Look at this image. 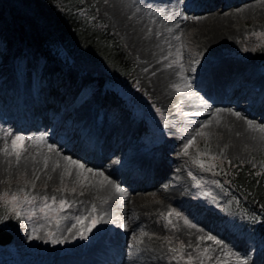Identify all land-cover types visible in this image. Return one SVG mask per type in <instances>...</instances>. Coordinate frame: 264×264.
<instances>
[{
  "label": "bare ground",
  "instance_id": "bare-ground-1",
  "mask_svg": "<svg viewBox=\"0 0 264 264\" xmlns=\"http://www.w3.org/2000/svg\"><path fill=\"white\" fill-rule=\"evenodd\" d=\"M100 4L112 17L113 29L128 37L132 49L147 66V85L160 101L166 120L171 118L172 103L179 100L176 108L183 103L192 111L190 123L197 119L202 124L200 130L205 138L201 140L210 147L235 157L264 151V79L256 74L251 60L231 59L225 54L228 45H234L241 34L246 35L245 25L239 24L250 25L254 20L257 23L253 21L250 27L264 26V0H101ZM184 13H190L187 20L182 17ZM0 36V109L10 115L7 122L10 127L23 132L32 144L35 142L24 148L18 163L15 161L12 167H7L4 162L7 156L0 141V181L8 176V168L14 170V174L33 176L35 183L48 184L43 189L59 182L67 184L68 179L77 177L76 184L70 183L74 189L70 212H62L52 224L45 221L41 226L51 228L57 237H68L61 243L48 241V248L55 250L52 264H89L90 261L97 264H165L160 233L152 219L169 208L185 214V223L176 228L174 235L192 248L200 236H213L221 242L217 244L213 240L214 245L220 249L230 246L236 260L239 256L249 264H264V258L260 259L264 251L256 250L249 255L250 247H241L210 215L196 212L185 203V181L180 171L177 170L174 177L168 175L178 165L185 170L189 167L179 152H185V145L177 146L174 135L163 133V142L159 145L147 142L152 146L150 149L140 148L136 141L131 143L132 139L141 138L143 127L131 121L111 95L97 88L78 97L87 77L63 73L62 66L60 70L45 60L36 48L17 56H24L27 62L21 65L19 75L18 72L15 75L12 63L19 52L9 38H2L5 33ZM123 42L127 41L123 39ZM183 45L190 50L189 54ZM126 47L129 48L128 43ZM175 52L180 53L176 62L183 63V75L192 85L177 95L173 94L176 91L173 85L183 86L185 82L179 66L177 70L168 67L174 61ZM247 69L250 74H246ZM252 83H258L260 90L252 91ZM201 98L206 103H202ZM239 100L245 107L237 106ZM97 110H101L104 119L97 118L100 123H93L90 117L93 120L92 114ZM235 112L240 116L234 115ZM248 121L253 124L250 126ZM59 122L66 134L62 133L65 134L62 142L54 146L57 140H51L45 132L50 124L55 129ZM5 124L0 123L2 138L8 129ZM37 125L38 129L29 131ZM167 132L172 134L170 129ZM70 140L75 145L68 143ZM48 145L53 146L52 150L46 149ZM99 146L102 153L98 151ZM60 150L68 151L71 158L86 168H78L76 175H66L70 164ZM169 152H176V155L167 161ZM187 154H190L188 150ZM85 157L90 159L88 163ZM96 165L101 168H93ZM88 168L93 171L88 172ZM163 183L170 187H164ZM114 184L124 191L116 192ZM178 197L182 201H177ZM93 206L95 215L103 217L104 222L86 233L88 239L72 237L66 229L76 224L77 216L90 214ZM119 220L128 227L122 235L114 233L112 228ZM219 222L224 225L223 221ZM32 227L28 222L26 226L18 222L13 224L11 231L16 235L17 246L34 234ZM80 227L77 225L73 232ZM125 249L129 251L127 257Z\"/></svg>",
  "mask_w": 264,
  "mask_h": 264
},
{
  "label": "rangeland",
  "instance_id": "rangeland-1",
  "mask_svg": "<svg viewBox=\"0 0 264 264\" xmlns=\"http://www.w3.org/2000/svg\"><path fill=\"white\" fill-rule=\"evenodd\" d=\"M100 1L101 0H84V2L94 8L97 15L104 21V23L118 38L124 51L134 61L135 77L137 80V89L139 92L137 96L131 97L132 93H130V91H128L124 87H120L117 89L110 87L105 88L103 77L104 74L102 72H99V74L95 75L93 73H90L88 70L78 71L75 68H68L63 70L59 64L55 62L50 63L56 65V67H58L60 70L62 69L63 73L71 72L77 78L87 77L88 81L82 87L84 90L81 94H79L78 97H81L86 91H91L93 89L97 90V88H99L102 92H106L111 95L122 107L127 117L133 122L140 123L143 127L141 138H134L131 140V143H134L136 141L137 145L140 148L150 149L151 145L147 143L149 141H153L155 144L159 145L161 142H163V133L166 136L174 135L177 146H179L180 144H187L188 140L194 137L193 144L187 149L190 154H185L184 150L179 151L183 155L184 162L186 163L187 161L188 163L189 167L187 168V170H185L181 165H178L174 167L173 170H170L168 174L169 176L173 177L176 174L177 170L180 171L179 175L182 176L185 181V188L183 190V199L185 200V203L188 204L196 212L199 211L202 214L210 215L221 230H226L232 236H234V239L238 241L241 247H250L248 251L249 255L255 253L256 250L264 251V233H257L249 226V222L252 221L250 218H243L238 212H233L228 209V203L226 202V197H228V195H225L224 193L225 191L223 188L222 180L213 172V169L215 168L214 163L219 164L220 161L228 163H245L260 169H264V151H260L259 153H257L256 151H252L249 154L243 153L235 157L231 154H224L223 152L210 147L208 144L201 140V138H205V133L200 130L202 124H199L197 119H194V121L190 123V120L192 119V111L183 103H181L179 109L176 108L179 100L172 103L171 110L169 112L171 118L169 120H166L160 101L153 95L147 85L145 77L147 76V66H145V64L141 62V58L138 56V52L132 49V45L130 44L128 37H126L124 33L123 35L118 34L119 31L113 29V27L111 26L112 17L107 15L103 8H101ZM189 15L190 13H184L182 17H187L188 19ZM253 21L254 20H251L250 25H246L244 23L239 24L245 25L246 35L241 34L235 41L234 45H228L225 49V54L231 59L237 60L243 58L245 60H251L253 62L256 74L264 79V26L255 24L254 27H250L255 22ZM1 33H5V36H2V38H9L16 48V52H19L14 58L13 63L11 62L15 75H17V72L18 70H20L21 65H25L27 62L24 56H22L21 58H17L19 54H23L29 49L36 48L40 56L44 58V55L39 47H23L19 45V43H17L15 39L14 31L11 27L0 28V34ZM123 39L127 42L124 43ZM127 43L129 45V48L126 47ZM183 47L186 49V53L189 54L190 50L186 47V45H183ZM58 51L59 53L57 56H59L61 61L64 62L66 59L64 51ZM230 51H232V53ZM179 58L180 57L177 56V52L173 53L174 61H177ZM179 64L180 63L173 64L172 68L177 70ZM245 72L246 74H250V69L245 70ZM116 91H118L119 93H117ZM174 93H176V95L182 94V92L177 91H173V94ZM141 102H143L144 104V111L141 107ZM237 102V106L239 105L240 107H245V104L242 100H239ZM70 105L72 106L73 103ZM0 112H2L0 113L1 118V115H3L4 112L3 109H0ZM6 115L10 117L8 112ZM92 117L93 120H91L90 117V121H92L93 123H100V121H96V118H99L100 120L104 119L101 110H97L94 114H92ZM5 125L8 126V129L7 131L3 132V138L0 134V141H2L3 147L5 146V144H7L9 146V150H11V140L16 136L24 137V134L23 132H18L15 127H10L9 123H6ZM34 129H38V125L37 128H29V131L32 132V130ZM168 129L172 131V134L167 132ZM45 133V135L51 138V140H57V143L53 145L58 146V144L62 142V137L60 136V134L66 133V131L64 126L59 122L55 129L53 127V124H50L47 127ZM187 133L189 134L188 137ZM200 133H203V135H200ZM63 136H65V134H63ZM31 142L33 141L28 140L26 137H24L23 149L26 146L35 144V142L33 144ZM68 143L72 144L73 141L70 140ZM46 149L49 150V148ZM60 152L64 156L71 157L69 155V152L66 150H60ZM22 153L23 151L21 152V154ZM175 155L176 152H169L166 158L167 161L172 160ZM4 160V162L7 164V167H12L13 162L16 161V158L14 155H8L6 158H4ZM84 160L86 161L85 163H88L90 161V159H88L87 157H85ZM194 160H199L201 163H203L204 167L201 168L199 164L193 162ZM80 161H83V159ZM111 167L112 166H108V168L112 169ZM93 168L100 169L101 167L100 165H96L93 166ZM77 169L78 167L70 164L69 168L65 170V174L69 175V173H73L74 175H76L75 171ZM215 170L217 169H214V171ZM7 171L8 176L0 181V193H17L20 196H23L26 193L29 197H35L36 199L33 200L31 204H25L23 203V201H21L23 209L21 218H15L11 209L9 208L7 211L8 218L0 222V227L7 229L11 234L10 242L4 245L0 244V264H38L39 262L52 264L51 256L55 253V250H52L47 246L49 241L47 233L49 231L53 232V230L51 228L46 229L41 226L45 221H50L52 224L56 217L62 212L66 214L70 212V209H72L73 207V202L70 199L71 194L73 193V184L70 183L74 182L76 184L77 177L76 179H68L67 182L69 183L67 184H62L61 182H59V184L55 185L54 187L43 189L45 187H48V184L40 185L38 183H35L33 181V176L25 177L21 174H14V170H10L9 168L7 169ZM85 176L89 177L87 173H85ZM163 186L169 188L170 184L163 183ZM53 196L56 197L57 201H59L60 199H65L70 207L66 206L61 211L59 210V204L57 203L52 206V209H45V212L47 213V216H45V213H42L40 211V209L44 207V201L42 198H51ZM178 198L177 201H182L180 200L182 198ZM48 203L51 204V199H49ZM1 205L4 206L3 213H5L6 205ZM87 216H89V212H87L83 217ZM184 217H186L185 214L180 215L178 212H173L172 209L169 208L163 209L162 211H160L157 218L152 219V222L155 223L160 233L159 236L161 238L162 248L164 251L163 261L165 262V264H189V258H191L190 264H236V259L233 255L234 250L232 248L230 249V246L226 247L227 249L218 248L214 245L213 240L208 239L209 236H200L195 247L193 248L189 244L185 243L183 239L176 238V236L174 235V231L179 225L185 223ZM219 220L223 221L224 225H221ZM17 222L20 223L21 226H26L27 222L29 224V227L33 225L31 231H33V228L37 229L36 233H34L33 235L40 238H31L33 236L31 234L29 235L30 237L28 238V240H22V245L17 246L15 244L16 235L13 236L11 231L13 224ZM124 226L125 228H123ZM112 228L114 230V233L122 235L126 232V228L128 227H126V224L119 220L116 221V224ZM118 244H121V242H119ZM86 250L87 249L85 248L83 251ZM125 252V256L127 257L129 251H126L125 249ZM137 253L138 251L135 253V255ZM228 253H232V255H229ZM263 255H261L260 259L264 258Z\"/></svg>",
  "mask_w": 264,
  "mask_h": 264
},
{
  "label": "trees",
  "instance_id": "trees-1",
  "mask_svg": "<svg viewBox=\"0 0 264 264\" xmlns=\"http://www.w3.org/2000/svg\"><path fill=\"white\" fill-rule=\"evenodd\" d=\"M4 25L14 30L18 43L41 48L49 60L102 72L108 83L121 84L136 95L133 60L84 0H0V27ZM58 50L64 51V62ZM214 166L228 195V209L250 218V227L264 233V169L223 161ZM3 209L0 204V215Z\"/></svg>",
  "mask_w": 264,
  "mask_h": 264
},
{
  "label": "snow or ice",
  "instance_id": "snow-or-ice-1",
  "mask_svg": "<svg viewBox=\"0 0 264 264\" xmlns=\"http://www.w3.org/2000/svg\"><path fill=\"white\" fill-rule=\"evenodd\" d=\"M184 19H187V17H183ZM177 39H179V37H177ZM177 56H180V53L177 52ZM177 63L176 61H173L172 64H169L168 67H172L173 64ZM198 63V61H197ZM179 68L181 69V78L182 80L185 82L182 85L180 84H175L173 85V87L176 89L177 92H184L186 89H190L192 87L191 83L188 82V77L183 75V70H184V65L183 63L179 64ZM191 71H195V68H192ZM201 102L202 103H206V101L203 100V98H201ZM231 111V110H229ZM234 115L236 116H240V113L235 112ZM248 124L251 126L253 124L252 121H248ZM200 135H203V133H200ZM41 140H43V137H41ZM194 142V137L192 139H189L187 144H185V154H187V149L189 146H191ZM23 145H24V137L21 136H16L15 138H13L11 140V150H9V146L7 144H5L3 152L6 156L8 155H14L16 158L17 163L19 162L20 158H21V152L24 150L23 149ZM49 150H52L53 146L52 145H48ZM65 160H67L69 162V164L71 165H75L76 167L80 168V169H85L86 166L84 164H82L81 162L74 160L71 157L65 156L64 157ZM194 163H197L200 165L201 168L204 167L203 163H201L199 160H194ZM45 166L46 163H45ZM88 172H92L93 170L88 168L86 169ZM101 175H103V173H100ZM69 175H71V173H69ZM36 179H39V177H36ZM195 179V177H194ZM105 180H108L107 177H105ZM111 183V182H110ZM35 186V185H33ZM115 190L118 193H122L124 190L119 186V185H115ZM74 191V189H73ZM35 197H29L26 193L23 196L18 195L17 193H0V204H4L6 205L5 208V213L3 215H0V222H2L4 219H7V211L10 208L14 217L15 218H21L22 216V205H21V201H23V203L25 204H31L33 202V200H35ZM44 201V207H42L40 209V211L42 213H45V216H47V213L45 212V209H52V206L55 204H59V210H63L66 206L70 207V205H68V202L65 199H60L59 201H57L56 197H43L42 198ZM49 199H51V204L48 203ZM19 209V210H18ZM96 208L95 206L92 207L91 213L89 214V216L87 217H83V216H77L76 217V224L72 225L71 227H69L68 229H66V231L68 233L71 234L72 237H76L78 236V238L80 239H88V235H86V233H91L93 231V229H95L100 223L104 222L103 221V217L100 216H96ZM56 225L57 227L59 226V221H56ZM77 225H80L81 227L79 229H77L76 232H73V229L76 228ZM37 231L36 228H33V233H35ZM47 237L48 240L53 242V243H61L63 240L68 239V237H57L55 235L54 232L49 231L47 233ZM31 238H40L38 236L33 235ZM208 239L210 240H215V237L213 236H209ZM215 242L217 244L221 243L219 240H215ZM229 255H232V253H228ZM190 259L189 258V264H190ZM236 264H247V260L237 256V260H236Z\"/></svg>",
  "mask_w": 264,
  "mask_h": 264
},
{
  "label": "water",
  "instance_id": "water-1",
  "mask_svg": "<svg viewBox=\"0 0 264 264\" xmlns=\"http://www.w3.org/2000/svg\"><path fill=\"white\" fill-rule=\"evenodd\" d=\"M11 240L9 231L0 228V244H6Z\"/></svg>",
  "mask_w": 264,
  "mask_h": 264
}]
</instances>
